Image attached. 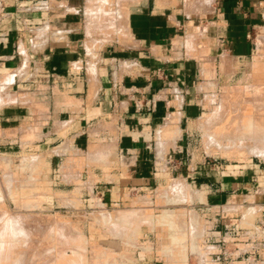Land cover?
<instances>
[{
	"label": "rangeland",
	"instance_id": "obj_1",
	"mask_svg": "<svg viewBox=\"0 0 264 264\" xmlns=\"http://www.w3.org/2000/svg\"><path fill=\"white\" fill-rule=\"evenodd\" d=\"M87 1L0 0V234L4 221L5 232L26 231L14 235L16 241L2 239L13 241L11 260L21 264H47L50 260L66 264L67 258L72 264H177L185 254L184 264H218L214 260L216 244L208 239L216 221L225 218L232 221L229 229L237 225L241 230L236 228V232L248 233L253 245L263 240L264 217L258 212L261 196L248 195L243 203L232 200L221 207L209 199L205 186L233 176L248 181L253 178L252 184L264 186V159L253 152L256 144L245 142L239 145L245 148L233 150L226 149L230 143L225 142L247 128L250 120L246 115L251 114V122H255L256 115L264 114V105L247 100L264 87V21L251 34L252 54L236 59L218 50L212 40L214 30L208 32L207 20L215 18L209 15L212 0L204 1L205 9L198 7L196 13L186 8L190 0H167L177 5L187 26L168 47L170 63H163L176 74L171 84L168 81L164 86L169 114L160 127L133 122L128 127L122 114L124 105L107 110L109 101L99 107L94 95L110 85L117 86L116 73L138 74L139 69L115 61L114 50L125 49L116 36H104L93 29L86 34ZM111 1L128 12L139 0ZM46 32L59 33L61 43L40 46ZM193 37L197 38L194 50L181 44ZM85 45L95 46L94 57L88 55ZM65 54L71 59L61 63L59 58ZM89 64L95 68L94 75L88 72ZM106 74L113 78L110 84ZM82 84L90 88L87 99L81 98ZM239 86L244 89L237 103L243 117L231 110L226 121L208 126V116L222 112L215 111L221 98L226 103L235 101L233 87ZM167 119L175 120L165 125ZM208 132L216 135L212 144ZM179 181L185 186H175ZM229 206L234 209L226 210ZM248 208L253 212L242 216ZM166 211L173 216L163 220ZM132 212L136 215L129 227L134 229L128 227V233L121 219ZM177 215L184 220L187 239L183 248L170 253L166 249L177 229L167 223L177 219L175 226L181 225ZM192 217L197 218L195 228ZM27 220L30 225L25 224ZM112 223L119 224L114 228ZM34 226L33 231L42 233L33 234ZM38 240L41 244L35 246Z\"/></svg>",
	"mask_w": 264,
	"mask_h": 264
},
{
	"label": "crops",
	"instance_id": "obj_2",
	"mask_svg": "<svg viewBox=\"0 0 264 264\" xmlns=\"http://www.w3.org/2000/svg\"><path fill=\"white\" fill-rule=\"evenodd\" d=\"M169 3L167 0H139L133 3L127 14L130 34L126 40L119 32L108 35L116 36L118 42L123 44L121 46L125 47L124 50H114L115 61L132 63L139 70L138 74L116 73L117 86L110 85L108 90L100 89L94 95V104L102 107L107 100L109 101L108 107L105 108L107 110L112 106L116 110V107L124 105L125 110L122 114H124L123 119L126 125H131L133 122L137 126L147 124L149 128L160 127L169 114L168 103L164 96L168 89L164 86L168 81L171 84L176 74L172 72L169 65H163V63H170L169 58L166 57L169 52L168 47L173 38L184 32L187 27L185 17H181L176 9L177 5ZM186 8L188 9L187 5ZM209 9V15L215 18L211 21L207 20V27L208 32L210 29L214 30L212 40L216 42L217 49L232 58L249 57L253 51L251 34L264 21V0H212ZM193 12L196 13L197 10ZM58 34L56 35L61 37ZM44 38L47 42L54 41V36L49 32L45 33L42 40ZM66 58L71 59L67 54L59 59L62 63L66 61ZM90 66L95 73L92 64L88 65V72ZM109 75L106 74V79L110 84L113 78L111 79ZM82 85L81 92L84 95L81 98L87 99L90 96V88L87 84L85 87L84 84ZM101 95L104 97L101 98ZM173 120L175 119H167L165 125L171 124ZM252 179L241 180L233 176L216 183L208 182L205 188L213 204L221 205V207L228 205L229 202L232 203V200L243 203L245 202L243 198H247L248 195L261 196L259 206L263 211L264 186L252 184ZM232 208L225 207L226 210ZM246 210L242 212V216H245L243 213ZM228 219L230 218L217 220V226L213 228V231L210 230L208 241L216 244L214 247L218 250L214 254V260L218 264H264V239L253 245L243 231L237 233V236L227 233L229 223L232 222ZM251 246L255 248L254 256L248 255L252 251Z\"/></svg>",
	"mask_w": 264,
	"mask_h": 264
},
{
	"label": "bare ground",
	"instance_id": "obj_3",
	"mask_svg": "<svg viewBox=\"0 0 264 264\" xmlns=\"http://www.w3.org/2000/svg\"><path fill=\"white\" fill-rule=\"evenodd\" d=\"M120 1H122V0H118V2H120ZM125 1H133V0H125ZM204 1L205 2H207L208 3V0H190L186 5H187V7H188V9L189 10H192V11H194V10H198V7L201 9V7H203V9H205V3H204ZM128 3V2H127ZM123 4V3H122ZM121 6H124V5H121ZM122 8H124V7H122ZM122 8H120L119 7V9H117L116 7H115V5L112 3V1L111 0H90L89 2H88V4H87V7H86V9H85V16H87L86 18L87 19H89V22H88V27H87V30H86V33H88V34H90L91 33V29H93V30H95V31H101V32H103V34H104V36H108V35H112V33H116V32H119V33H121L122 34V36L124 37V39L126 40V37L130 34V31H129V27H128V20H127V14H128V12L125 10V9H122ZM199 13V12H198ZM93 32V31H92ZM53 36H54V41L53 40H51V43H61L60 41H59V38L60 37H58L56 34L57 33H54V32H52L51 33ZM41 37V36H40ZM108 37H110V36H108ZM195 39H197V38H190V39H188V40H185V42L184 41H182L181 42V44H185L186 45V47H188V48H190L191 46L193 47L192 49L194 50V46L196 45V42H195ZM87 41H89V37H87ZM47 42V39H43L42 40V43L40 44V46L43 44V43H46ZM180 43V42H179ZM39 45V44H38ZM38 45H36L37 47H38ZM97 45V44H96ZM42 46H44V45H42ZM85 47H86V45H85ZM93 47H95V46H93V45H91V47L90 48H87L86 47V51H88L87 53H88V55L89 56H91V57H94L95 56V54H94V49H93ZM35 48V47H34ZM39 48V47H38ZM95 51H96V49H95ZM96 53V52H95ZM89 72L91 73V74H93L94 72H93V68H92V66H90V68H89ZM14 81V80H13ZM4 85H6V84H4ZM232 88V87H231ZM233 95L235 96V101H231L230 103H226V99H223V98H221V100H220V102H219V104H218V106H216V108H215V111L217 112V111H222L221 113L223 114H221L220 112V114H219V116H217V115H209L208 116V118H207V121H206V123L208 124V126H213L214 124H215V121L216 122H219L220 123V120H222V119H224L225 118V116H227V112H230L231 110H232V112L235 110V111H237V113H238V111H240L241 112V110H242V108L240 107L239 109L240 110H238V106H237V103H239L238 102V100L239 99H241V94H243V92H244V89L243 88H241V86H239V87H233ZM3 91V90H2ZM1 93V92H0ZM262 95H261V94ZM4 94V93H3ZM6 94V93H5ZM7 95V94H6ZM15 95V94H14ZM2 98V97H1ZM5 98V97H4ZM244 98H246V97H244ZM244 98H243V102H244ZM225 100V101H224ZM242 100V99H241ZM248 101H254L255 103H256V105H264V87H263V89H261V91H259V94H255V96H253V98H252V100L250 99H247ZM9 101H10V99H9ZM213 101V100H212ZM242 102V101H241ZM242 102V103H243ZM247 102V101H246ZM207 103V102H206ZM213 103H214V101H213ZM258 103V104H257ZM212 111V110H211ZM234 113V112H233ZM237 113H236V115H237ZM238 115H239V117L241 116V118L243 117L242 116V114L241 113H238ZM245 115V114H244ZM251 115V114H250ZM250 115H246V117H245V119H249L250 120V122H247L246 124H247V128L246 129H244L243 128V131H242V134L241 135H237V136H239V137H233L234 135H232V136H228L227 138H225V139H227V141H225V142H229L230 144H228V145H226V149H237L238 147H240V148H245L244 146H239V145H242L243 143H245V142H254L255 144H256V148H252V150H253V152L254 153H256V155L258 156V157H262V159H264L263 157H264V139L263 138H258L259 136H263L264 135V114H258V115H256L255 116V122H251V120H254V118H252V117H250ZM218 117V118H217ZM205 119V118H204ZM204 119H202V121L204 120ZM244 119V120H245ZM223 121V120H222ZM225 121H226V118H225ZM257 121V122H256ZM256 124H257V126H256ZM208 126H207V128H208ZM240 126H241V128L242 127H246V126H244V125H241L240 124ZM203 127V126H202ZM205 127V126H204ZM205 130H208V129H205ZM214 130H216V129H214ZM211 132V131H210ZM213 132V131H212ZM215 132V131H214ZM208 134H209V132H208ZM215 135V134H214ZM209 138H208V136H207V138H208V142H211V141H214L215 142V140H214V138H215V136H213L212 134H209ZM251 136H257V139H251L250 137ZM246 137V138H245ZM264 137V136H263ZM217 138H219V137H217ZM216 139V138H215ZM217 140V139H216ZM218 140H220V139H218ZM206 141H207V139H206ZM208 142H207V144H208ZM219 142V141H218ZM211 144H212V142H211ZM216 144H217V142H216ZM218 145V144H217ZM220 145V144H219ZM160 146V145H159ZM238 146V147H237ZM218 147V146H217ZM220 147V146H219ZM237 147V148H236ZM223 148V147H222ZM221 148V149H222ZM225 149V148H224ZM247 149H250L251 150V148L250 147H247ZM163 150V149H162ZM252 152V151H251ZM90 154V153H89ZM92 155H94V154H92ZM36 159V158H35ZM35 159H34V161H35ZM95 159V158H94ZM97 159H98V157H97ZM102 159V158H101ZM32 161V160H31ZM33 161V163H35ZM102 161V160H101ZM30 162V161H29ZM31 164H32V162H30ZM29 164V163H28ZM33 165V164H32ZM31 165V167H33ZM29 166H30V164H29ZM178 184V185H177ZM175 186H185L184 185V183L182 182V181H179V183H176L175 184ZM182 188H184V187H182ZM187 188V187H186ZM178 189V188H177ZM188 189V188H187ZM164 191V190H163ZM188 191V190H187ZM171 192V191H170ZM190 192V191H189ZM189 192H188V194H189ZM182 193V192H181ZM169 194V193H168ZM175 195V194H174ZM186 196V195H185ZM171 197V196H170ZM189 197V196H188ZM168 198V197H167ZM173 198V197H172ZM179 198H181V197H179ZM163 199V198H162ZM178 199V198H177ZM186 201V200H185ZM170 202V201H169ZM172 203V202H171ZM179 203V202H178ZM179 205V204H178ZM179 210H181V209H179ZM253 212V210H251L250 208H248L247 210H246V214L248 213V212ZM129 211H127L126 213H128ZM134 212V211H133ZM133 212H132V214H126V216L124 217V215H122V216H120L121 218H123V219H121V220H123L122 221V223L123 222H126L125 224H122V225H127V226H125V227H127V229H128V227L132 224V222H133V220H135L134 219V214H133ZM173 212V211H172ZM179 212V211H178ZM250 212L248 213L249 215H250ZM251 212V213H252ZM122 214H124V213H122ZM141 214V213H140ZM165 215L162 217V219L164 218H170L171 216H173L172 215V213H171V211H166L165 213H164ZM177 214V213H176ZM179 214V213H178ZM243 214H245V213H243ZM102 215V214H101ZM136 215V214H135ZM185 215V214H184ZM249 215H247V216H249ZM116 216H119V215H116ZM115 216V217H116ZM143 216V215H142ZM168 216V217H167ZM178 216V215H177ZM177 216H175V217H177ZM181 216V215H180ZM180 216H178V217H180ZM106 217H108V216H105V219H106ZM120 217H119V219H120ZM137 217V216H136ZM138 217H140L139 215H138ZM177 217V218H178ZM187 217V216H186ZM22 218V217H21ZM111 218H112V216H111ZM110 218V219H111ZM141 218V217H140ZM139 218V219H140ZM174 218V217H173ZM173 218H172V220H173ZM195 217H192V225L193 224H195V222H196V220H197V218L196 219H194ZM10 218H8V220H9ZM23 219V218H22ZM115 219V218H114ZM119 219H117L118 221H119ZM143 219V218H142ZM163 219V220H164ZM178 219H181V221L180 220H178L177 221V223L179 224L180 222H181V225L179 224V225H177V226H175V222L174 221H176L177 219H175V220H173V222L172 221H168V220H166V221H168V223H167V226L169 225L171 228H175V229H177V232H174V230H173V232H174V234L171 236L172 237V239H171V245H169V247H167V249H166V251L168 250L170 253H173L172 251H174V253L176 252L174 249H176V248H179V247H181V248H183L184 246H185V243H186V237H185V228H184V220H182L183 218H178ZM4 220H6V219H3V221ZM14 220V219H13ZM23 220H25V219H23ZM23 220H21V221H23ZM141 220V219H140ZM139 220V221H140ZM143 220H145V219H143ZM147 220V219H146ZM199 220V219H198ZM15 221V220H14ZM28 221L29 220H27V223H25V224H29L30 225V223H28ZM115 221V220H114ZM136 221L138 222V220L136 219ZM191 221V220H190ZM4 222H6V221H4ZM3 222V226H1V227H3V230L4 231H1V234H0V264H17V263H20L21 264V262H19L18 260L16 261V263H15V260L13 261V260H11L12 258H10L9 257V255L11 254V249H12V242H4V241H2V239H4V238H7L8 240L9 239H13L14 241H16V238L17 237H15L16 235L18 236V234H20V233H24V232H26V231H23V232H21L22 230H20V231H18V232H16V234H14V230L13 231H10V232H5V224L6 223H4ZM17 222V221H16ZM29 222H31V221H29ZM121 222V221H120ZM119 222V223H120ZM143 222V221H142ZM147 221H145V223H146ZM183 222V223H182ZM188 222V221H187ZM199 222V221H198ZM2 223V222H1ZM14 223V222H13ZM22 223V222H21ZM119 223H117V224H119ZM134 223H135V225H134ZM134 223H133V225L134 226H136V227H139V226H137V224L138 223H136L135 221H134ZM140 223V222H139ZM149 223V222H148ZM175 223V224H174ZM189 223V222H188ZM8 224V223H7ZM17 224H19L18 222H17ZM116 223H112L111 225H112V227H114V228H117V225ZM150 225H151V223H149ZM148 224V225H149ZM22 225V224H21ZM14 226L15 228L17 227H22V226ZM28 225V227L30 228V226ZM34 225V224H33ZM32 225V223H31V226H33ZM121 225V224H120ZM141 225V224H140ZM143 225V224H142ZM154 225V224H153ZM190 225V224H189ZM191 225V226H192ZM196 225V224H195ZM195 225H193L194 226V228H195ZM7 226V225H6ZM9 226H10V224H9ZM8 226V227H9ZM11 226H13V225H11ZM24 226V225H23ZM168 226V227H169ZM28 227H27V229H28ZM118 227H121V226H118ZM124 227V228H125ZM132 227V226H131ZM131 227H129V229L131 228ZM177 227V228H176ZM180 227L181 228H184L183 229V231H182V229H180ZM190 227V226H189ZM34 228H37V227H32L31 228V230L33 229V230H35ZM109 228V227H108ZM121 228H123V227H121ZM120 228V230H123V229H121ZM133 228V227H132ZM10 229V228H9ZM43 229V228H42ZM128 229V230H129ZM134 229V228H133ZM133 229H131V231H133ZM136 229V228H135ZM139 229V228H138ZM169 229V228H168ZM181 230V233H180V230ZM1 230V229H0ZM26 230V229H25ZM32 230V233L33 232H38L39 234H40V232L42 233V231H33ZM46 231V229H43V232H45ZM48 230V229H47ZM116 230H118V229H115V231ZM194 230V229H193ZM27 231H30L29 229L27 230ZM112 231V230H111ZM110 231V233L112 234L113 233V231L111 232ZM125 231V230H124ZM136 231L137 230H135L134 232L136 233ZM195 232H196V229L194 230ZM121 232V231H120ZM125 232H127V231H125ZM125 232H124V234H125ZM130 232V230L128 231V233ZM172 232V231H171ZM4 233L6 234V233H8L9 235H4ZM60 233V232H59ZM62 233V232H61ZM121 233H123V232H121ZM121 233H119V234H121ZM128 233H127V236H128ZM132 233V232H131ZM134 233V234H135ZM34 234V233H33ZM33 234H31V236L30 237H32V235ZM64 233H62V235H63ZM133 234V235H134ZM15 235V236H14ZM26 236H27V234H25ZM25 235H22V237H25ZM36 235V234H35ZM57 235V234H56ZM65 235V234H64ZM63 235V236H64ZM114 235V234H113ZM116 235H118V234H116ZM131 234H129V237H132L133 235H131ZM135 235H137V234H135ZM20 236V235H19ZM18 236V237H19ZM28 236H29V234H28ZM41 236V235H40ZM44 236H45V234H44ZM58 236V235H57ZM120 236V235H119ZM118 236V237H119ZM123 234H122V238H123ZM126 236V237H127ZM36 237V238H35ZM35 237H33L34 239H37V235L35 236ZM56 237V236H55ZM117 237V236H116ZM120 237V238H121ZM125 237V236H124ZM122 238H121V240H122ZM136 238H137V236H136ZM135 238V239H136ZM22 239V238H21ZM42 239V238H41ZM40 239V240H41ZM124 240L125 239H128V238H123ZM5 240V239H4ZM30 240V239H29ZM40 240H38L39 242H36V245L35 246H38L37 245V243H39V244H41L40 243ZM18 242H19V240H17ZM24 241V240H23ZM35 241H37V240H35ZM35 241H32V242H34L35 243ZM42 241V240H41ZM128 241H129V243H131L130 241L131 240H129L128 239ZM127 240L125 241L126 243L128 242ZM135 242V241H134ZM22 243V242H21ZM132 243H133V240H132ZM27 246H29V247H31L30 246V244L28 245V244H26ZM26 245H24V246H26ZM57 245V244H56ZM64 245V244H63ZM130 245H133V244H130ZM34 246V247H35ZM137 246V245H136ZM33 247V248H34ZM193 247V246H192ZM21 248V247H20ZM23 248V247H22ZM28 248V247H27ZM25 249V248H24ZM24 249H22V250H24ZM29 249V248H28ZM44 249V248H43ZM194 249V248H193ZM30 250V249H29ZM28 250V251H29ZM35 250V249H34ZM47 251V250H46ZM56 251V250H55ZM60 251V250H59ZM165 251V252H166ZM27 252V250L25 251V253ZM42 252H44V250H42ZM42 252H39V253H42ZM48 252H50V251H48ZM60 252H62V251H60ZM71 252V251H70ZM73 252V251H72ZM168 252V253H169ZM178 252H180V251H178ZM28 253V252H27ZM27 253H26V255H27ZM29 253H31V252H29ZM32 253H33V251H32ZM37 253V252H36ZM56 253V252H55ZM167 253V252H166ZM185 252L183 251V254H184ZM43 254H46V253H43ZM49 254V253H48ZM63 254V253H62ZM65 254V253H64ZM75 254V251H74V253H73V255ZM180 254V253H179ZM25 255V254H24ZM53 255H55V254H53ZM58 255V254H57ZM71 255V254H70ZM69 255V256H70ZM76 255H78V254H76ZM75 255V256H76ZM167 255V254H166ZM169 255V254H168ZM172 255V254H171ZM176 255V254H175ZM178 255V254H177ZM18 256V255H17ZM28 256H29V254H28ZM12 257V256H11ZM27 257V256H26ZM59 257V256H58ZM77 257H79V255L77 256ZM170 257V256H169ZM172 257H174L173 255H172ZM24 259H25V257H23ZM30 258V257H29ZM28 258V259H29ZM33 258V257H32ZM80 258V257H79ZM31 259V258H30ZM53 259V258H52ZM61 259V258H60ZM62 259H63V255H62ZM61 259V260H62ZM68 260H66L67 262H66V264H72V262H71V260H69V258H67ZM81 259H82V257H81ZM172 259V258H171ZM174 260H175V258H173ZM178 258L176 257V260H177ZM185 254L181 257V261L179 260V262H181L180 264H184L185 263ZM21 260H23V259H21ZM33 260V259H32ZM54 260V259H53ZM59 260V259H58ZM60 260V261H61ZM79 260V259H78ZM25 261V260H24ZM22 262V263H25V262ZM47 262H48V260H46ZM55 261H56V259H55ZM63 261V260H62ZM64 261H65V259H64ZM76 261V260H75ZM169 261H170V259H169ZM28 262V261H27ZM33 262V261H32ZM35 262V261H34ZM38 262V261H37ZM36 262V263H37ZM50 262V263H49ZM48 263L49 264H52L51 263V260L49 261ZM113 262V261H112ZM176 262V261H175ZM179 262H176L177 264L179 263ZM42 263H43V261H42ZM46 263V262H45ZM44 263V264H45ZM47 263V264H48ZM56 263H58V262H56ZM60 264H61V262H59ZM76 263V262H75ZM75 263H73V264H75ZM83 263V262H82ZM172 263H174V261L172 262ZM63 264V263H62ZM65 264V263H64ZM106 264V263H105Z\"/></svg>",
	"mask_w": 264,
	"mask_h": 264
},
{
	"label": "built area",
	"instance_id": "obj_4",
	"mask_svg": "<svg viewBox=\"0 0 264 264\" xmlns=\"http://www.w3.org/2000/svg\"><path fill=\"white\" fill-rule=\"evenodd\" d=\"M260 214H264V210L262 211V209L261 210H259L258 211ZM263 217H264V215H262ZM261 216V217H262ZM262 225H264V222L263 223H261ZM259 226H261V225H259ZM215 227V226H214ZM264 226H262V228H263ZM234 228L235 229H233V230H231V229H229V230H227L226 232L227 233H230L231 235L233 234V235H236L237 236V233L238 232H236V228H238V229H240L241 230V228L239 227V226H234ZM248 233H245V235L246 236H248L247 238H248V240H250V242H252V243H255V241L253 240V239H251V237L249 236V235H247ZM259 237V236H258ZM264 239V238H263ZM256 241H258V240H256ZM260 241H262V240H260ZM259 242V241H258ZM252 251L251 252H249L248 253V255L249 256H253V255H256V252H255V248H254V246H251V248H250Z\"/></svg>",
	"mask_w": 264,
	"mask_h": 264
}]
</instances>
